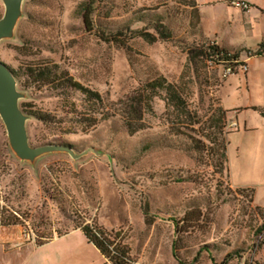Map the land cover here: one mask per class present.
<instances>
[{"label": "rangeland", "instance_id": "rangeland-1", "mask_svg": "<svg viewBox=\"0 0 264 264\" xmlns=\"http://www.w3.org/2000/svg\"><path fill=\"white\" fill-rule=\"evenodd\" d=\"M90 1L87 27L82 7ZM178 1L24 0L13 36L0 41V61L17 74L22 110L55 118L43 123L26 114L30 145L69 146L78 157L54 151L21 160L0 117V264H111L87 241L85 225L107 231L135 264H221L227 256V264H264V56L241 52L246 67L226 76L223 66L191 63L186 51L204 43L200 31L221 44L259 39L255 17L264 4L245 0L251 6L245 19L226 0H196L214 5L199 16ZM4 14L0 0V20ZM158 18L173 40L134 38L124 47L103 40L153 32ZM47 62L110 107L159 76L183 81L200 118L198 138L225 111L217 116L228 143L224 170L216 151H196L188 136L170 131L174 115L158 98L145 116L147 128L134 135L120 116L91 130L78 125L86 105L79 92L59 96L25 75ZM245 188L253 192L240 193ZM16 213L20 222L13 224Z\"/></svg>", "mask_w": 264, "mask_h": 264}, {"label": "trees", "instance_id": "trees-1", "mask_svg": "<svg viewBox=\"0 0 264 264\" xmlns=\"http://www.w3.org/2000/svg\"><path fill=\"white\" fill-rule=\"evenodd\" d=\"M178 2H180V5L190 7L194 13L198 14L196 0H180ZM93 5L94 2L90 1L83 4L82 7L83 19L87 27H91L92 24L91 15L94 11ZM152 30L153 32L147 30H133L129 31L128 36L122 35V32H117L110 37H104L103 40L122 47L127 45L129 39L134 38H142L150 44L158 41L173 40L172 31L160 18L153 21ZM186 51L188 60L191 63H196L199 59L200 61L214 63L224 68L231 67L232 74H235L239 67L245 66V64L240 61L241 52H245L249 58L252 56H264V43L260 44L255 50L245 49L230 51L219 47L214 42L204 39L203 44L188 47ZM13 73L15 77H17L16 72L13 71ZM25 75L33 85L42 88L48 87L58 92L59 96L69 95L71 91L79 92L84 97L86 105L84 109L79 112L80 118L76 123L87 130L95 128L103 121L120 116L130 135L141 132L147 128L145 116L154 113V101L158 98L165 102L168 117L174 115V119H168L170 123L169 129L172 133L175 135L188 136L196 151L205 152L208 150L210 153L216 151L219 160V173L224 170L228 162V143L224 137L223 128L217 124L222 120L217 116H220V114L224 115L225 111L222 109L218 110V115L211 119V121L215 123H212L213 125L209 124L208 126L205 123L201 138H198L195 133H197L196 126L200 123V118L197 113L189 107L185 93L186 86L183 81L179 83L170 82L165 77L159 76L145 82L127 98L119 100L110 107L104 103V99L99 92L77 82L66 70L62 69L60 65L53 62L42 63V65L37 67L28 68ZM73 107L76 108L74 104ZM22 111L43 123H54L55 120L49 113L41 111H28L27 113L24 110ZM207 142L210 144L209 146ZM252 192L253 190L251 188L240 190V193L247 196ZM145 210L146 212L148 211V204L145 205ZM16 215L17 213L12 216L13 224L20 222ZM146 216H148L147 213ZM148 224H150L149 221ZM80 229L87 241L94 245L111 264H135L130 259L125 249L114 243L111 236L104 229L89 225L81 226ZM200 254L201 251H199L194 261H197ZM229 258L230 257L227 256L221 264H227Z\"/></svg>", "mask_w": 264, "mask_h": 264}, {"label": "water", "instance_id": "water-1", "mask_svg": "<svg viewBox=\"0 0 264 264\" xmlns=\"http://www.w3.org/2000/svg\"><path fill=\"white\" fill-rule=\"evenodd\" d=\"M24 0H4L5 14L0 20V41L14 34L22 15ZM23 95L18 91L17 80L8 65L0 61V117L3 120L10 145L21 160H34L49 152H67L72 157L74 150L69 146L47 145L32 147L27 131L28 116L22 111L20 100Z\"/></svg>", "mask_w": 264, "mask_h": 264}, {"label": "crops", "instance_id": "crops-1", "mask_svg": "<svg viewBox=\"0 0 264 264\" xmlns=\"http://www.w3.org/2000/svg\"><path fill=\"white\" fill-rule=\"evenodd\" d=\"M197 2V1H196ZM262 3L264 4V0H262ZM213 7L214 5H198L197 3V8H198V12L199 10L202 8V7ZM262 9H260V12L259 14L255 17V20L261 24V27H262V32H261V35H260V38L255 40L254 38H248L246 39L243 43L241 44H236V45H229V44H221L218 40L216 41L215 40V44L218 45L219 47H222V48H225L227 50H230V51H238V50H245V49H251V50H255L259 47L260 44L264 43V5H260ZM246 14L250 15L251 12H243V15L242 17L246 19ZM198 16H199V13H198ZM199 19V24H198V27H200L201 25V21H200V17H198ZM246 26H248V24H246ZM248 30V28H247ZM246 30V31H247ZM200 33L202 34V38H204L205 40L207 41H211L210 37L207 36L206 34H203L201 31ZM247 38V37H246ZM212 42V41H211ZM237 125V124H236ZM238 127V125H237ZM82 232V231H81ZM100 252V251H99Z\"/></svg>", "mask_w": 264, "mask_h": 264}, {"label": "built area", "instance_id": "built-area-1", "mask_svg": "<svg viewBox=\"0 0 264 264\" xmlns=\"http://www.w3.org/2000/svg\"><path fill=\"white\" fill-rule=\"evenodd\" d=\"M226 2L233 6L236 9H240L243 12H246L247 10H249L251 8L250 4H248L245 0H226ZM246 66L242 67L245 68ZM225 70V75H231L232 74V68L228 67V68H224Z\"/></svg>", "mask_w": 264, "mask_h": 264}]
</instances>
